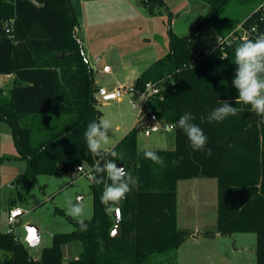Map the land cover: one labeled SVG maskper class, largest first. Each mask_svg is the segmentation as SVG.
Segmentation results:
<instances>
[{
    "label": "trees",
    "instance_id": "trees-1",
    "mask_svg": "<svg viewBox=\"0 0 264 264\" xmlns=\"http://www.w3.org/2000/svg\"><path fill=\"white\" fill-rule=\"evenodd\" d=\"M162 1L147 0L149 11ZM202 1L210 12L196 33H171L166 58L149 67L133 85L137 90L147 83L160 87V95L147 102L150 112L113 150L96 157L87 152L84 133L102 113L96 107L94 71L75 33L78 23L71 0H0V75H15L8 94L0 89V122L10 124L16 158L27 162L22 181L30 186L39 175H78V166L112 160L113 153L123 157L117 164L123 163L138 178L137 186L118 204L119 238L111 236L118 205L102 204L103 185L92 180L93 217L85 220L86 232L74 221L76 230L55 234L52 246L38 258L14 233L0 232V264H176L180 245L192 236L176 228L177 183L200 176L217 180L218 232L255 233L256 264H264V117L250 111V105H236L234 50L242 40L211 48L207 55L194 46L205 26L211 21L216 25L235 0ZM255 2L257 8L240 23L253 40L264 32V0ZM238 26L219 27L220 37ZM221 101L237 107L238 114L220 123L208 122L207 115ZM185 111L196 117L194 123L207 136L205 149L193 150L177 127L173 128L175 149L154 151L164 164L146 159V150L138 151L137 146L142 122L153 114L174 125ZM4 159L0 157V163ZM72 243L79 244L81 251L65 262L63 249ZM165 255H169L165 261L158 258Z\"/></svg>",
    "mask_w": 264,
    "mask_h": 264
},
{
    "label": "rangeland",
    "instance_id": "rangeland-1",
    "mask_svg": "<svg viewBox=\"0 0 264 264\" xmlns=\"http://www.w3.org/2000/svg\"><path fill=\"white\" fill-rule=\"evenodd\" d=\"M255 0L233 1L226 15L209 22L194 39L197 51L214 48L220 38V28L241 25L257 8ZM72 13L77 20L76 36L80 40L88 63L96 71V80L105 86L113 83L130 87L151 66L166 58L170 48V34L194 35L205 20L210 7L202 0H163L149 11L147 0H71ZM222 22V20H224ZM241 32V31H240ZM107 65L111 73L104 74ZM96 96V95H95ZM131 96L121 100L98 103L102 116L111 121L110 140L103 152L113 150L138 121V109L129 104ZM150 112L148 106L145 113ZM162 128L151 132L146 118L137 132L138 151L174 150L175 132ZM131 127V128H130ZM12 136V127L0 122V218L5 222L13 207L24 210V216L12 227V232L38 258L44 248L52 246L55 234L76 230L74 219L67 215L66 201L79 198L85 220L93 217L92 180L78 174L59 176L39 175L32 185L22 181L27 162L19 160ZM188 184V185H187ZM14 201L15 205H11ZM218 186L215 178L200 176L179 180L176 196V228L199 234L197 239H186L179 247L176 264H256L255 233L218 232ZM40 230V243L30 247L25 242L26 226ZM3 228L1 232H8ZM207 234V235H205ZM81 247L72 243L64 247V261L78 257ZM169 255L160 256L166 260Z\"/></svg>",
    "mask_w": 264,
    "mask_h": 264
},
{
    "label": "clouds",
    "instance_id": "clouds-1",
    "mask_svg": "<svg viewBox=\"0 0 264 264\" xmlns=\"http://www.w3.org/2000/svg\"><path fill=\"white\" fill-rule=\"evenodd\" d=\"M256 32V29H252ZM221 43V42H220ZM237 66L232 79V86L237 90V104L250 105V111L260 117H264V33L256 35L255 39H245L240 42L234 50ZM227 59V57H221ZM133 106L135 103L133 102ZM238 108L231 106L228 101H221L220 106L211 110L207 115L208 122H223L227 118L236 116ZM196 117L190 112L185 111L180 115L172 128H179L187 136L193 150H204L208 142L207 136L202 128L194 123ZM112 124L108 118L101 117L97 121H91L84 133L87 152L92 156L102 155L104 146L109 143ZM207 154L212 155V150L207 149ZM112 160H97L91 171V179L97 185H103L101 202L106 206L118 205L126 199L127 194L138 184V178L133 176L124 167L117 166V159L123 160L118 156ZM146 159L155 164H164L162 157L154 151L144 152ZM82 167L77 169V172ZM67 215L71 216L79 225V230L86 232L88 224L85 222V211L79 198L74 202L71 198L66 201Z\"/></svg>",
    "mask_w": 264,
    "mask_h": 264
},
{
    "label": "built area",
    "instance_id": "built-area-1",
    "mask_svg": "<svg viewBox=\"0 0 264 264\" xmlns=\"http://www.w3.org/2000/svg\"><path fill=\"white\" fill-rule=\"evenodd\" d=\"M250 37H251V32L245 30L242 25H239L238 28L232 33H230L227 37H220L218 43L215 45L214 48L216 49L223 48L225 45H229L233 40L243 41L245 39H249ZM204 53L205 55H207L209 52L205 51ZM103 71L105 73H108L110 71V68L108 66H105L103 68ZM160 93H161L160 87L157 84H153V83H147L143 90H137L133 85L130 87L117 85L110 90L108 88L100 87L98 88L97 91V95L103 100V102L120 101L123 99L125 95L131 96V99H129V104L133 108L138 109V113H139L138 120H140L145 114V108L147 107L148 100L153 96H157V95L159 96ZM133 102L135 103V106H133ZM150 121L152 122L149 129L151 132H158L161 130L162 128L161 123L156 118L155 115L151 114ZM171 126L172 125L169 124L167 125L168 130H173ZM80 167L82 168L80 171H78V174H81L82 176L92 180L91 176L93 175V172L91 171V169L93 166H87L85 164H82L78 166L77 169ZM24 214H25L24 210L20 207L11 208L9 213L7 214V218L5 222H3L2 219L0 218V232L2 231L3 228H9V231L6 233H13L12 227L19 221V219H21L24 216ZM17 239L19 238L17 237Z\"/></svg>",
    "mask_w": 264,
    "mask_h": 264
},
{
    "label": "crops",
    "instance_id": "crops-1",
    "mask_svg": "<svg viewBox=\"0 0 264 264\" xmlns=\"http://www.w3.org/2000/svg\"><path fill=\"white\" fill-rule=\"evenodd\" d=\"M75 33H76V31H75ZM90 65V64H89ZM105 66H107V65H104V67ZM90 67L93 69V71H94V73H93V81H94V84H95V86L97 87V88H100V87H104V88H108L109 90L110 89H112V87H113V83L112 84H110L108 87L107 86H105L102 82H101V79L100 80H96V71H95V69H94V67L93 66H91L90 65ZM103 67V68H104ZM102 71H103V69H102ZM103 73L104 74H109V73H111V69H110V71L108 72V73H105L104 71H103ZM14 79H15V75L14 74H6V75H0V89H2V91H3V93L4 94H8V92L10 91V89H11V86H12V84H13V81H14ZM96 100H97V105H99L100 103H103V100L96 94ZM113 102V101H112ZM122 101L120 100V101H118V103H121ZM99 103V104H98ZM105 103V105H107V104H109V102H104ZM97 105H96V107H97ZM160 121V120H159ZM138 122V121H137ZM137 122H136V124H137ZM149 122H150V124H152V122L149 120ZM160 123H161V121H160ZM136 124L135 125H133V128L136 126ZM161 124H165V123H161ZM131 128V127H130ZM132 128V129H133ZM166 130H168V128L166 127ZM128 134V133H127ZM126 136V135H125ZM125 136H124V138H125ZM74 176H77L76 174H74ZM188 185V184H187ZM182 231H185V230H182ZM187 232H190V231H187ZM190 233H192V232H190ZM198 236H199V234H195V233H192V236L191 237H189L188 239H197L198 238ZM177 258H178V253H177Z\"/></svg>",
    "mask_w": 264,
    "mask_h": 264
},
{
    "label": "water",
    "instance_id": "water-1",
    "mask_svg": "<svg viewBox=\"0 0 264 264\" xmlns=\"http://www.w3.org/2000/svg\"><path fill=\"white\" fill-rule=\"evenodd\" d=\"M118 167H124L123 163L117 164ZM125 168V167H124ZM113 238H119L121 236V212H120V205L116 207V214H115V227L111 233ZM41 241L40 237V230L38 227L34 225H27L26 226V237L25 242L29 244L30 247L37 246Z\"/></svg>",
    "mask_w": 264,
    "mask_h": 264
}]
</instances>
